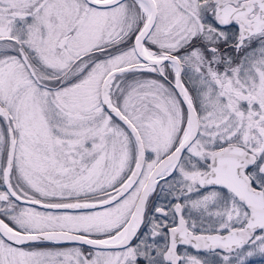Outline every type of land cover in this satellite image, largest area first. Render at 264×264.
I'll use <instances>...</instances> for the list:
<instances>
[{"label": "snow or ice", "instance_id": "6c2138e0", "mask_svg": "<svg viewBox=\"0 0 264 264\" xmlns=\"http://www.w3.org/2000/svg\"><path fill=\"white\" fill-rule=\"evenodd\" d=\"M0 264H264V0H0Z\"/></svg>", "mask_w": 264, "mask_h": 264}]
</instances>
